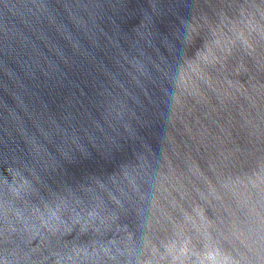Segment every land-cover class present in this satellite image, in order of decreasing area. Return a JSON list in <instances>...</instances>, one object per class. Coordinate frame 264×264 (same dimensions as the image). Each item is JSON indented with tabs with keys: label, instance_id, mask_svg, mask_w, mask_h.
<instances>
[{
	"label": "water",
	"instance_id": "95a60500",
	"mask_svg": "<svg viewBox=\"0 0 264 264\" xmlns=\"http://www.w3.org/2000/svg\"><path fill=\"white\" fill-rule=\"evenodd\" d=\"M0 264H264V0H0Z\"/></svg>",
	"mask_w": 264,
	"mask_h": 264
}]
</instances>
